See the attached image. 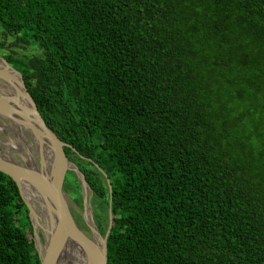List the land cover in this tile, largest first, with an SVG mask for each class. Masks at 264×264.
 Instances as JSON below:
<instances>
[{
	"label": "trees",
	"instance_id": "1",
	"mask_svg": "<svg viewBox=\"0 0 264 264\" xmlns=\"http://www.w3.org/2000/svg\"><path fill=\"white\" fill-rule=\"evenodd\" d=\"M0 29L107 264H264V0H0ZM27 230L0 173V264H40Z\"/></svg>",
	"mask_w": 264,
	"mask_h": 264
},
{
	"label": "water",
	"instance_id": "2",
	"mask_svg": "<svg viewBox=\"0 0 264 264\" xmlns=\"http://www.w3.org/2000/svg\"><path fill=\"white\" fill-rule=\"evenodd\" d=\"M0 60L5 66L17 76V85L20 93L26 99L31 107L28 110L19 109L0 96V114L12 119L20 118L25 123L30 131V135L38 137L46 142V147L50 153V162L48 172H44L41 167L43 160L40 156L39 164L31 166L23 159V163L17 162L15 159L0 154V173L8 176L14 181L19 189L20 196L29 210V218L31 220V210L29 205L24 201L20 183L30 184L36 188L44 197L47 203L50 204L54 213V221L48 232L46 239L41 237V234L35 230L32 224V231L34 235V245L37 250L40 264H56L57 256L64 242L71 240L77 243L85 251L88 259L93 264H107V248L106 241L112 228V213L109 210V223L105 236H101L93 223H88L90 229V236H87L75 224L71 215L66 193L63 191L64 180L66 173L72 171L76 174L78 180L81 182L83 192L88 188L82 173L79 169L70 162L64 153V147L67 145L59 140L56 134L47 127L43 118L41 117L35 102L29 94L21 74L12 68L4 59ZM4 73L0 71V78L5 77ZM1 152V150H0ZM108 189L111 199V185L107 179ZM101 239V244L96 243L95 237ZM44 242L43 248L37 247L38 240Z\"/></svg>",
	"mask_w": 264,
	"mask_h": 264
},
{
	"label": "bare ground",
	"instance_id": "3",
	"mask_svg": "<svg viewBox=\"0 0 264 264\" xmlns=\"http://www.w3.org/2000/svg\"><path fill=\"white\" fill-rule=\"evenodd\" d=\"M0 71L6 75L3 78H0V96L5 98L11 106H14L19 109L28 110L30 109V103L24 99L22 94L19 91L17 85V76L12 73L5 64L0 60ZM5 120L8 123V129L13 132L16 136V139L23 143L22 146L19 147L18 141L9 142H0L1 152L0 154L6 155V150L11 149L16 151L18 155L25 159L26 163L31 166H36V161L34 159L33 154H38L41 156L43 160V164L41 169L44 172H48L49 170V162H50V153L46 147V142L42 139H39L37 136L33 138L35 143V149H32L25 140V133H30L29 129L25 125L24 122L20 118L12 119L5 118L0 114V121ZM6 130L0 123V132H4ZM21 193L24 201L29 205L31 210V221L35 230L40 233L42 232V237L44 239L47 238L50 227L54 221V213L52 207L49 203L46 202L43 195L33 186L26 183H20ZM86 219L88 223L91 224L90 219V211L89 208L86 207ZM96 243L98 245L101 244V239L97 236L95 237ZM44 245L41 237L38 240L37 247L42 249ZM56 264H93L87 257L85 251L80 247L77 243L67 240L64 242L61 247L59 254L57 256Z\"/></svg>",
	"mask_w": 264,
	"mask_h": 264
},
{
	"label": "rangeland",
	"instance_id": "4",
	"mask_svg": "<svg viewBox=\"0 0 264 264\" xmlns=\"http://www.w3.org/2000/svg\"><path fill=\"white\" fill-rule=\"evenodd\" d=\"M14 38H15L14 36H4V34H2V31L0 29V42L2 40L5 44L4 49H0V58L4 59V57L6 56L8 50H9V44H10V42H12L14 40ZM14 51H15V54L17 55V57H20V56L34 57V56H39L41 54L40 49L35 45H29V46H26L24 48L14 49ZM10 66L12 68H14L12 65H10ZM0 123L3 127L6 128V130L4 132H0V142H9V140L18 141L16 139L15 134L8 129L9 125H8L7 121L2 119L0 121ZM25 135H26L25 140L28 143V145L32 149H35L36 146H35L33 137L30 135V133H25ZM17 143L19 144V147H21L22 146L21 144H23V143H20L19 141ZM0 150H2L1 147H0ZM5 152H6L7 156L15 159L17 162L23 163L22 157L20 155H18V153L16 151H13L11 149H7ZM33 155H34L35 161L37 162V164H39L40 155H38V154H33ZM65 178L69 179V177L67 175L65 176ZM67 184H68V182H66V185ZM70 186H71V184H70ZM71 189H69V188L64 189V186H63V191L66 193L68 205H69L70 211H71V215H72L76 225L80 229H81V223L84 225L82 217H81V215H83V211H81L79 209V206H78V203H84V202L87 204L86 206H88V208L90 210V216H91L92 207H93L94 214L92 216H93L94 223L98 227H101L102 225H104L106 217H105V212H104L103 208L101 206H97L95 201H92V205L89 202V200L93 197L92 191L89 188H87L86 191L83 192V190L81 188L82 195L76 197V194L74 193V189H72V190ZM82 199L84 202L82 201ZM31 225H32V221H31ZM39 234H41L40 236L42 237L41 231ZM27 235H28L30 240L34 241L33 231L30 232V230H27Z\"/></svg>",
	"mask_w": 264,
	"mask_h": 264
},
{
	"label": "flooded vegetation",
	"instance_id": "5",
	"mask_svg": "<svg viewBox=\"0 0 264 264\" xmlns=\"http://www.w3.org/2000/svg\"><path fill=\"white\" fill-rule=\"evenodd\" d=\"M81 195H82V193H81ZM80 195V196H81ZM83 198V197H82ZM91 200V201H90ZM89 200V202L91 203V205H92V201H95V203H96V205L97 206H100L98 203H97V201L92 197L91 199ZM82 201H83V199H82ZM81 201V202H82ZM84 202V201H83ZM87 204L84 202V203H78V206H79V209L81 210V211H83V215H81V217H82V220H83V223H84V225L81 223V229L80 230H82L87 236H90V229L88 228V221H87V219H86V213H85V211H86V207H88V206H86ZM69 209H70V207H69ZM104 210V209H103ZM90 211V210H89ZM71 212V211H70ZM94 214V210H93V207H92V212H91V216H90V214H89V216H90V219H91V223H93L94 225H95V227H96V229L98 230V232H99V234L103 237V236H105V233H104V235H102L101 233H100V230H99V228L100 227H98L95 223H94V221H93V215ZM105 220L107 221V228H108V223H109V215H108V213H107V215L105 214ZM80 218V217H79ZM74 220V219H73ZM75 222V221H74ZM76 224V223H75ZM106 231H107V229H106Z\"/></svg>",
	"mask_w": 264,
	"mask_h": 264
}]
</instances>
